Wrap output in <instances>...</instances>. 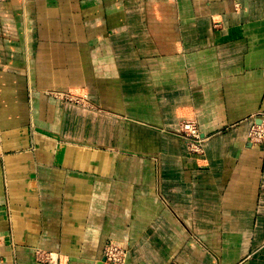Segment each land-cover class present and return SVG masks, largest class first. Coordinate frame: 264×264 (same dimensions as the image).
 <instances>
[{
  "label": "crops",
  "instance_id": "obj_1",
  "mask_svg": "<svg viewBox=\"0 0 264 264\" xmlns=\"http://www.w3.org/2000/svg\"><path fill=\"white\" fill-rule=\"evenodd\" d=\"M260 114L264 0H0V264H264Z\"/></svg>",
  "mask_w": 264,
  "mask_h": 264
},
{
  "label": "built area",
  "instance_id": "obj_2",
  "mask_svg": "<svg viewBox=\"0 0 264 264\" xmlns=\"http://www.w3.org/2000/svg\"><path fill=\"white\" fill-rule=\"evenodd\" d=\"M60 98L74 103L81 101L68 95ZM255 119H258V124L254 122ZM251 120L253 124L247 135V141L251 144H264V114L257 115ZM178 137L186 144L189 153L193 155H201L203 153L205 139L201 137L195 121L186 120L182 122ZM103 257L105 258L103 264H126L127 252L122 247L109 242L104 246Z\"/></svg>",
  "mask_w": 264,
  "mask_h": 264
},
{
  "label": "rangeland",
  "instance_id": "obj_3",
  "mask_svg": "<svg viewBox=\"0 0 264 264\" xmlns=\"http://www.w3.org/2000/svg\"><path fill=\"white\" fill-rule=\"evenodd\" d=\"M60 95H61V97H63L64 95L71 96V94H70V93H61ZM78 99H81V97H80V98L78 97ZM67 102H68V101H67Z\"/></svg>",
  "mask_w": 264,
  "mask_h": 264
},
{
  "label": "water",
  "instance_id": "obj_4",
  "mask_svg": "<svg viewBox=\"0 0 264 264\" xmlns=\"http://www.w3.org/2000/svg\"><path fill=\"white\" fill-rule=\"evenodd\" d=\"M104 261H105V258H104V257H102V259L100 260V262H99L98 264H103V263H104Z\"/></svg>",
  "mask_w": 264,
  "mask_h": 264
}]
</instances>
